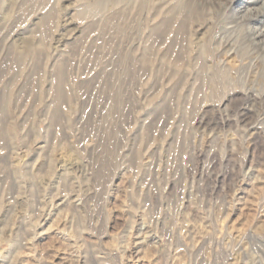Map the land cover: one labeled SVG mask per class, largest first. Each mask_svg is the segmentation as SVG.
I'll return each instance as SVG.
<instances>
[{"label":"rangeland","instance_id":"rangeland-1","mask_svg":"<svg viewBox=\"0 0 264 264\" xmlns=\"http://www.w3.org/2000/svg\"><path fill=\"white\" fill-rule=\"evenodd\" d=\"M0 264H264V0H0Z\"/></svg>","mask_w":264,"mask_h":264}]
</instances>
